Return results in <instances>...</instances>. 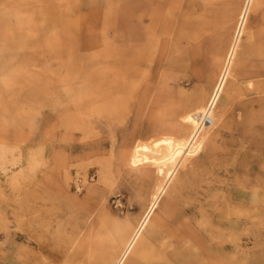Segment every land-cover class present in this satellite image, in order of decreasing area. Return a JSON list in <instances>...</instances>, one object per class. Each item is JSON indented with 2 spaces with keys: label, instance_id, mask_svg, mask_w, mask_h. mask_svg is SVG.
Returning a JSON list of instances; mask_svg holds the SVG:
<instances>
[{
  "label": "rangeland",
  "instance_id": "1",
  "mask_svg": "<svg viewBox=\"0 0 264 264\" xmlns=\"http://www.w3.org/2000/svg\"><path fill=\"white\" fill-rule=\"evenodd\" d=\"M156 1L159 2L0 0V221H4L3 224L0 223V264H12L10 256L14 254L15 246L27 249L28 246H33L32 242L39 243L40 239V242H48L50 245L57 241L67 243L72 238L86 235L91 227L107 237L114 224L99 222L101 215H110L134 225L141 219L155 186L162 177L152 163L131 167L128 163L129 153L137 142L150 143L165 136L176 135L169 128V115L184 93H192L200 84L206 86L208 93H211L218 78L217 72H212L203 81L199 80L200 83L194 78L205 67L204 63L215 55V48L223 49L221 54H226L227 45L222 40L228 35L226 27L228 26L233 36L238 19L236 15L225 26L218 23L210 25L216 13L224 8V0H178L176 3L166 0L164 7L170 16L167 14L164 17L162 25L147 28V34L140 40L128 43V25L152 27V11L153 5L155 7L158 4ZM233 1L237 4L240 2L241 7L244 3V0ZM253 11L252 9L250 12V21L241 37V52L245 45L257 47L264 44V2L260 11L256 14ZM206 69L207 67L203 72ZM234 74L236 80L241 79H238L240 85H243L236 103L251 101L264 95L258 94L253 87L258 80L264 78H240L238 72ZM57 75L61 76L58 78ZM226 94L227 91L221 95L215 112L218 113L223 108ZM121 99L122 104H129L124 103L126 108L119 105ZM163 100L165 103L162 104ZM230 111L231 109L215 125L207 128V136L216 139V145H220V153L225 149L223 146L228 147L235 140L231 130L233 118L241 119L239 111H235L233 118ZM86 115L92 118H87ZM40 120L43 124L37 125ZM32 137L35 138L31 139ZM209 137H206V144L198 156L176 171L164 196L166 201L173 202L176 198L193 203L212 202L214 195L222 192V184L225 185L228 181L225 172L232 168V158L248 156L245 159L250 161L253 155H260L226 153L222 156L216 152L209 157ZM240 140L236 143L242 142ZM111 144L113 147H110ZM229 147L231 151L238 148L236 145ZM103 162L105 163L102 164ZM184 179L191 182L182 184ZM152 181L156 183L153 185ZM194 182L196 184L193 185ZM195 185L199 191L197 194L193 189ZM209 187L214 190H208ZM165 200L163 205H166ZM54 206L59 209L56 207V211ZM39 212L40 215H37ZM160 213L164 214L161 207L153 215L152 222L162 216ZM17 233L22 236L21 239H16ZM241 243L244 246L236 254L240 264H244L247 257L244 250L246 245L254 247L249 264H264V235L256 234L251 240L243 235ZM63 250L59 254L63 258L59 264H68L69 260L75 258L74 250ZM133 251L124 264L137 262L133 261ZM85 258L87 259V255Z\"/></svg>",
  "mask_w": 264,
  "mask_h": 264
},
{
  "label": "bare ground",
  "instance_id": "2",
  "mask_svg": "<svg viewBox=\"0 0 264 264\" xmlns=\"http://www.w3.org/2000/svg\"><path fill=\"white\" fill-rule=\"evenodd\" d=\"M165 1L166 0H159V2L156 1L158 4L154 3L156 5H155V7L153 5L154 10L152 11L153 12V14H152V16H153L152 22L153 23L151 24L152 27H142L141 25L131 26V25L127 24L128 25V27H127V39L129 41L128 43H130L131 41L133 42L134 40L135 41L140 40L143 37V35L147 34V28L151 29L153 27H157L159 25H162V22L164 21V17H166L167 14L170 16L168 11H166V7H164ZM173 1H174V3H176V1H178V0H173ZM209 1H211V0H209ZM153 2H155V1H153ZM263 2H264V0H244V3L241 7L240 2H238V4H237V2H234L233 0H224V3H225L224 8L221 9L220 12L216 13L217 15H215L214 20L211 19L213 21H211L210 25H214V24L218 23V24L225 26V25H227V23L229 21H232V19L236 15H238L237 22L234 25V34H233V36H231V32L227 26L226 31H227L228 35L223 37V39H222V40H224V43L227 45L225 48V51L227 49L226 54H221V51L223 49L218 50V48H215V55H213V57L208 59L207 63H204L205 67H202L200 69L199 73H197L196 77L194 78V80L196 82L197 81L199 82V80L203 81L206 78H208L212 72H214V73L217 72L216 74H217L218 78L213 85V89H212L211 93L210 92L208 93V90H206V88H207L206 86H203L200 84L198 88L196 87L197 89L195 91H193L190 94L184 93V96H182L178 102L176 101L177 104L174 108H172L173 110L171 111V113L169 115V117L171 118V120H169L171 123L169 128H170V130L174 131L176 133V135L165 136V137L153 140L150 143H143V142H137L135 144L133 143L134 145H133V147L129 153V157H128L129 165L131 167L137 168L141 165H144L147 163H152L156 166L158 175H160L162 177L155 186V190L152 194V198L149 197V198H151V200H150L149 204L147 205V207H146L141 219L138 221V223L136 225H134L131 222H123L119 219L111 217L110 215H101L100 218H98L99 222H102L104 224L111 222V224H114L112 231H109L107 233V237L102 236L101 234H99L98 231L93 230V228L91 227L86 235H84L82 237L72 238L67 243H65V242L60 243L59 241H57L55 243H51V245H50V243L40 242L42 240L41 239L38 240L36 238L39 241V243L31 241L33 246H31V247L28 246L27 249L22 250V248H20L19 246H15L14 254H12L10 256V261L12 264H59L63 260V258L59 254L64 251L63 250L64 248H68V251H70L71 249L74 250L75 258H74V260H69L68 264H124L125 261L129 258L133 249H134L133 254H132L133 261L137 260V262L136 261L133 262L134 264H240L236 254H237L238 250L244 246L241 243V236L243 237V235H246L248 240H251L252 237L253 236L255 237L256 234L264 235V126H263L264 125V95L259 97V98L252 99L251 101H244V102L236 103V99L238 98V94L241 93V89H242L243 85L241 86L239 83V80H241V79L238 78L239 80L238 79L236 80V76H235L234 72H238V76L240 75L239 76L240 78H241V76L245 77V78H249V79L264 78V44H261L260 46H257V47L245 45L242 52L239 49V47L241 46V43H240L241 37H242L244 31L246 30V26H248V23H249L248 21H250L249 16H250L251 10L253 9L254 14H256V12L260 11ZM209 3H211V2H209ZM173 15H175V14H173ZM135 16H136V13H135ZM189 16H190V14H189ZM141 18H143V17H141ZM139 20H141V19H139ZM187 28H188V26H187ZM14 30H15V28H14ZM188 31L190 32V30H188ZM18 33H20V32H18ZM193 33H195V32H193ZM11 35L13 36V34H11ZM12 36H11V38H12ZM19 40H21V39H19ZM123 40H124V38H123ZM7 41L13 43L14 40L13 41L7 40ZM28 42H30V40H28ZM185 42H186V40H185ZM1 44H2V42H1ZM21 44L24 45L25 43H21ZM187 44H188V42H187ZM8 46H10V45H8ZM11 46H12V44H11ZM134 49H135V47H134ZM218 61H219V63L217 64ZM220 62H221V64H220ZM155 63H157V62H155ZM154 64H152V65H154ZM215 64H217V65H215ZM242 65H244L245 67ZM59 67H60V65H59ZM206 67H207L206 71L203 72ZM198 68H199V66H198ZM44 71H46V70H44ZM186 75H188V74H186ZM60 76H58V78ZM131 78H133V77H131ZM138 80H139V78H138ZM250 82H248V83H250ZM21 84H22V82H21ZM122 84H123V82H122ZM135 84L137 85V82H135ZM125 85H126V83H125ZM134 86L135 85H133L132 87H134ZM253 87H254V90L257 91L258 94H264V80H258L254 84ZM225 91H227V94H226V99H225L224 104H223V108L221 109L220 112L217 113V112H215L216 106L219 102L221 95ZM121 93H123V92H121ZM126 99L129 100L128 98H126ZM110 101H112V100H110ZM110 101H108V103ZM121 101H122V99L120 100V102ZM173 101H174V99H173ZM173 101H171V104L173 103ZM67 102H69V101H67ZM104 102H105V100H104ZM163 102H164V100L162 101V104H163ZM124 103H126V102H124ZM124 103L122 104V102H121L119 105H123L122 108L125 107L126 105H129L126 103V105L124 106ZM97 104H98V102H97ZM113 104H115L114 101H113ZM142 105H144V104H142ZM157 105H158V103H157ZM116 106H117V103H116ZM116 106L114 109H116ZM145 106H146V104H145ZM161 106H163V105H161ZM82 107H85V106H82ZM108 107H107V111L109 110ZM111 107L113 109V106H111ZM256 107H258V108L256 109ZM138 108L140 109V107H138ZM230 109H231L230 114H232V118L234 117V115L236 113L235 111H239L238 114H240V116H241V119H236V118L234 119L233 118L232 123H231L232 134H233V136H235V140L233 143H231V145H234V146L236 145V146H238V148L235 151H233L234 149L231 151L230 150L231 147H229L231 145H229L228 147H226V145H225V146H223L225 148V149L223 148L224 151L220 153V152H218L220 145L219 146L216 145L217 144L215 142L216 139L214 140L211 137L207 136L208 135L207 133L209 132V130L207 128L215 125L219 120H221L223 118V116L225 114L226 115H227V113L229 114ZM95 110H94V112H95ZM79 111H81V110H79ZM122 112H125V110ZM113 114H114V112H113ZM78 115H80V114L78 113ZM82 115H83V113H82ZM96 116H98V115H96ZM86 117H87V115H86ZM89 117H87V118H89ZM90 118H92V117H90ZM130 118H132V116ZM151 119H153V118H151ZM69 122H70V120H69ZM121 122H123V121H121ZM61 123H62V121H61ZM130 123H132V121ZM51 126H53V125H51ZM79 127H81V126L79 125ZM152 127H153V125H152ZM60 128H62V127H60ZM71 128H72V126H71ZM73 129H74V125H73ZM77 132H78V130H77ZM94 132H95V130H94ZM98 134L99 133L97 132V135ZM146 134H148V133H146ZM63 137H64V135H63ZM206 137L207 138L209 137V140H210V142L208 141L209 142V145H208L209 146V154H208L209 157H211L216 152L220 153L222 156H224L226 153H229V154L230 153H260V155H253V159L250 160L251 162L245 159V157H248V156H244L242 158H240V157L237 158V156H235L234 158H232L233 159V164L231 165L232 168L229 170H226V172H225V174L228 175V181H231V182L228 183V181H227L225 185L222 184V187H221L222 192H217V194L214 195L215 198H214V201H212V202L211 201H209V202L205 201L203 203L202 202L193 203V202L185 201V200L184 201L179 200V199L176 200L175 197H174L175 199H173L174 203L170 202V200L166 201L167 199L164 198V196H165L166 192H168L167 189H168L169 182L173 178H175L174 176L176 175V171L179 169L180 166L185 165L187 163V161H189V160H190L189 161V163H190L191 159L198 156L201 149L203 148V145L206 144L205 143ZM149 138H150V136H149ZM216 138H217V136H216ZM77 139L78 138H76V140ZM222 139H223V137H222ZM239 139H241L240 141H242V142L236 143V141ZM82 140H83V138H82ZM125 140H126V138H125ZM230 140H231V138H230ZM73 141H71V142H73ZM127 144H129V143H127ZM106 145H107V143H106ZM111 146L113 147V144H111L110 147ZM244 148H245V150H242ZM119 149H121V148H119ZM206 149H207V147H206ZM114 150H115V148H114ZM109 151L111 152L112 149H110ZM63 154H65V153H63ZM219 157H221V156H219ZM63 158H64V156H63ZM100 158H102V157H100ZM223 158L221 157V159H223ZM232 159H230V160H232ZM225 160H227V159H225ZM106 162H107V160H106ZM216 162H218V161H216ZM104 163L105 162H103L102 164H104ZM108 165H109V163H108ZM72 166H73V164H72ZM102 167H105V166H102ZM107 168H109V167L107 166ZM189 168H191V167H189ZM113 169H114V167H113ZM194 169H195V167H194ZM204 169H206V168L204 167ZM223 169H226V168H223ZM104 170H108V169H104ZM131 171H133V170H131ZM141 171H139V172H141ZM109 172L110 171H108V173ZM129 172H128V174H129ZM148 172H147V174H148ZM208 172H210V171H208ZM98 173H100V172H98ZM200 173L202 174V172H200ZM203 173H204V171H203ZM125 174H127V173H125ZM109 175H110V173H109ZM139 175H140V173H139ZM153 175H156V174H153ZM66 177H68V175ZM116 177L117 176H115V178ZM99 179H97V180H99ZM188 180L189 179L182 180V184L183 183L185 184L186 182H191V180L190 181H188ZM136 181H137V179H136ZM155 183H153V181H152L153 185ZM194 184H196V182H194L193 185ZM196 186L197 185H195V187H193V189L195 190V192L197 194V193H199V191H198ZM172 188H173V186H172ZM218 188H220V187H218ZM207 189L208 190H214V188H211V187H209ZM47 195L50 196L52 194L47 193ZM132 195H133V193H132ZM173 196H176V195H173ZM53 199H52V201H53ZM62 200H64V199H62ZM66 200H64V201H66ZM164 200L166 202V205H163ZM68 202L69 201H67V203ZM58 206L60 207V205H58ZM91 206H92V204H91ZM91 206H89V207H91ZM204 206H206V209L204 208ZM52 207L53 206L51 205V208ZM56 207H55V210H56ZM159 207H161V210L163 211L164 214L162 215L160 213L162 216H160V218H157L156 222L155 221L152 222V217L155 214V212L159 209ZM46 210H45V212H46ZM29 211H30V209H29ZM40 212L37 213V215L38 214L40 215ZM50 212H51V210H50ZM54 214H57V213H54ZM81 216H83V215H81ZM78 219L80 220V218H78ZM81 219H83V217H81ZM150 221L152 222L151 224H150ZM0 223H1V221H0ZM3 223H4V221H3ZM3 223H1V224H3ZM75 223L76 222H74V224ZM90 225L91 226L93 225L92 222L90 223ZM73 226H71V227H73ZM81 226L82 225H80V227ZM95 227H97V226H95ZM103 230H106V229H103ZM72 233H75V232H72ZM40 236H43V235H40ZM74 236H76V235H74ZM260 237H262V236H260ZM21 238H22V236L19 233H17L16 239H21ZM51 246H53V247H51ZM244 248H245L244 250H245V253L247 254V257H245V260H244L245 263L244 262L243 263L249 264L251 262V257L253 256L251 252H252L254 247H253V245L252 246L246 245ZM35 250H36V252H35ZM86 255H87V259L85 258ZM144 262H147V263H144Z\"/></svg>",
  "mask_w": 264,
  "mask_h": 264
},
{
  "label": "crops",
  "instance_id": "3",
  "mask_svg": "<svg viewBox=\"0 0 264 264\" xmlns=\"http://www.w3.org/2000/svg\"><path fill=\"white\" fill-rule=\"evenodd\" d=\"M43 123H42V121L40 120V121H38V123H37V125H42ZM35 138V137H34ZM33 137L31 138V139H34ZM36 139H37V137H36ZM52 154H54V153H52ZM56 154V153H55Z\"/></svg>",
  "mask_w": 264,
  "mask_h": 264
}]
</instances>
